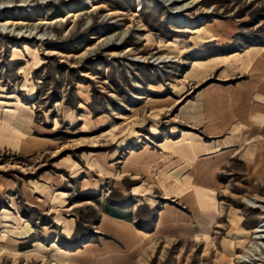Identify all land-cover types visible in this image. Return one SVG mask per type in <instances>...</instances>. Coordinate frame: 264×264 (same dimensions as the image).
I'll return each mask as SVG.
<instances>
[{
    "label": "rangeland",
    "instance_id": "1",
    "mask_svg": "<svg viewBox=\"0 0 264 264\" xmlns=\"http://www.w3.org/2000/svg\"><path fill=\"white\" fill-rule=\"evenodd\" d=\"M165 1L0 0V115L31 125L0 147V264H264V119L209 188L160 155L220 137L190 106L243 78L223 56L264 44V0Z\"/></svg>",
    "mask_w": 264,
    "mask_h": 264
},
{
    "label": "crops",
    "instance_id": "2",
    "mask_svg": "<svg viewBox=\"0 0 264 264\" xmlns=\"http://www.w3.org/2000/svg\"><path fill=\"white\" fill-rule=\"evenodd\" d=\"M223 57V76L238 73L243 78L228 86L207 88L199 94L195 104L189 105L191 109L188 114L194 118V114L199 112L198 104L203 96L207 112L203 130L207 136L220 137L203 142L194 134L188 133V135L180 134L174 140L164 139L160 142L164 147L160 152L162 157L180 159L177 164L172 163L170 168L176 169L179 165V168L191 171L202 188H209L212 185L211 178L216 169L237 154L239 149L244 151L251 144L254 146L255 143H259L260 127L264 119V44L248 43L244 48L226 51ZM207 110L211 112V115ZM0 116L2 118L0 147L5 144L16 149L23 147L26 141L23 136L30 130V122L27 119L22 120L10 109L1 113ZM5 123L12 124V130ZM196 123L199 124L197 121ZM141 153V150L135 154L133 152L132 157L141 158ZM131 154L132 151H130ZM160 155L158 157H161ZM199 198L192 206L193 213L197 219L204 220L205 225L206 220L212 219V211L209 208V199L205 198L203 201L204 195ZM113 211L127 215L129 218L128 214ZM168 213L169 211L157 216L154 227L167 221ZM128 218L114 217L104 212L101 215V222L103 226H114L115 221L124 222Z\"/></svg>",
    "mask_w": 264,
    "mask_h": 264
},
{
    "label": "trees",
    "instance_id": "3",
    "mask_svg": "<svg viewBox=\"0 0 264 264\" xmlns=\"http://www.w3.org/2000/svg\"><path fill=\"white\" fill-rule=\"evenodd\" d=\"M104 212L108 213L109 215L114 216V217H119V218H123V219L128 218L127 215L118 214V213L114 212L113 210H110L109 208H104Z\"/></svg>",
    "mask_w": 264,
    "mask_h": 264
},
{
    "label": "bare ground",
    "instance_id": "4",
    "mask_svg": "<svg viewBox=\"0 0 264 264\" xmlns=\"http://www.w3.org/2000/svg\"><path fill=\"white\" fill-rule=\"evenodd\" d=\"M175 0H167V1H165L166 3H173Z\"/></svg>",
    "mask_w": 264,
    "mask_h": 264
}]
</instances>
